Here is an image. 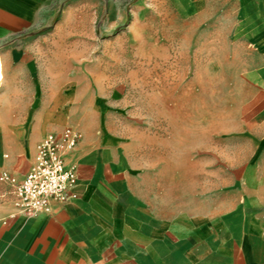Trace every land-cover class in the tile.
<instances>
[{
	"label": "crops",
	"instance_id": "obj_1",
	"mask_svg": "<svg viewBox=\"0 0 264 264\" xmlns=\"http://www.w3.org/2000/svg\"><path fill=\"white\" fill-rule=\"evenodd\" d=\"M58 1L0 0V173L22 179L42 137L77 127L83 138L69 162L78 166V198L27 218L0 184V264H264V0H166L176 25L165 38L184 39L179 22L193 26L186 37L207 38L199 70L209 134L237 183L234 200L215 211L170 216L149 199L161 196L155 182L167 181L168 165L182 171L183 143L169 157L167 139H156L163 169L152 175L141 145L111 121L120 101L100 85L102 65L41 63L43 46L27 43ZM72 69L95 70L96 89Z\"/></svg>",
	"mask_w": 264,
	"mask_h": 264
},
{
	"label": "rangeland",
	"instance_id": "obj_2",
	"mask_svg": "<svg viewBox=\"0 0 264 264\" xmlns=\"http://www.w3.org/2000/svg\"><path fill=\"white\" fill-rule=\"evenodd\" d=\"M88 2L59 0L52 7L46 26L27 41L43 46L41 63L102 65L100 85L120 101L118 117L111 121L127 142L141 145L152 175L163 169L156 164V139H167L169 157L176 142L183 143L182 171L168 165L167 181L155 182L163 187L157 192L161 196L149 199L167 215L209 213L233 201L237 183L227 181L223 151L209 134L207 78L199 70L207 59V38L186 37L190 22H179L184 39L165 38L176 25L166 0H119L116 7ZM95 30L102 34L89 36ZM71 72H87L96 89L95 70Z\"/></svg>",
	"mask_w": 264,
	"mask_h": 264
},
{
	"label": "built area",
	"instance_id": "obj_3",
	"mask_svg": "<svg viewBox=\"0 0 264 264\" xmlns=\"http://www.w3.org/2000/svg\"><path fill=\"white\" fill-rule=\"evenodd\" d=\"M82 138V131L73 126L48 133L36 145L33 161L22 179L0 173V184L10 188L19 213L27 218L51 215L56 206L78 198V166L69 162V156Z\"/></svg>",
	"mask_w": 264,
	"mask_h": 264
}]
</instances>
